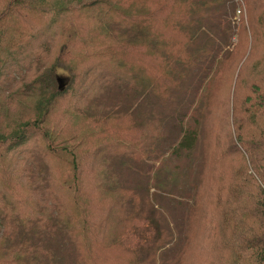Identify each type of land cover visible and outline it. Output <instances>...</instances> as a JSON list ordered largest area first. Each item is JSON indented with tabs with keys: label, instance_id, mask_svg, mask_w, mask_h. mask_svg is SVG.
<instances>
[{
	"label": "trees",
	"instance_id": "1",
	"mask_svg": "<svg viewBox=\"0 0 264 264\" xmlns=\"http://www.w3.org/2000/svg\"><path fill=\"white\" fill-rule=\"evenodd\" d=\"M242 1L0 0V264H264Z\"/></svg>",
	"mask_w": 264,
	"mask_h": 264
},
{
	"label": "rangeland",
	"instance_id": "2",
	"mask_svg": "<svg viewBox=\"0 0 264 264\" xmlns=\"http://www.w3.org/2000/svg\"><path fill=\"white\" fill-rule=\"evenodd\" d=\"M239 2H240L239 9H241L242 12L244 13V12H245V5H244V2H243L242 0H239ZM237 10H238V9H237ZM237 10H236V18L239 19V15H240V13L237 12ZM244 15H245V13H244ZM232 40H233V41L236 40L235 35L232 37ZM57 76H61L62 78L65 79V78H66V72H65V71H62V70H57ZM203 141H204V139H203ZM205 145H206V141H205ZM198 153H200V152H198ZM200 155H202V152H201ZM196 172H197L196 170H193V172H191V174L188 175L187 177H180L179 180L177 181V183H179V182L181 181L179 184L182 185V184H185V183L188 182V181H192V179H193L194 177H196V175H197ZM185 186H186V185H185ZM185 186H183L182 188H185ZM179 211H181V210L179 209L178 212H179Z\"/></svg>",
	"mask_w": 264,
	"mask_h": 264
},
{
	"label": "water",
	"instance_id": "3",
	"mask_svg": "<svg viewBox=\"0 0 264 264\" xmlns=\"http://www.w3.org/2000/svg\"><path fill=\"white\" fill-rule=\"evenodd\" d=\"M57 83L59 90H63L66 85V79L62 78L61 76H57Z\"/></svg>",
	"mask_w": 264,
	"mask_h": 264
},
{
	"label": "built area",
	"instance_id": "4",
	"mask_svg": "<svg viewBox=\"0 0 264 264\" xmlns=\"http://www.w3.org/2000/svg\"><path fill=\"white\" fill-rule=\"evenodd\" d=\"M237 12H240V10H237Z\"/></svg>",
	"mask_w": 264,
	"mask_h": 264
}]
</instances>
